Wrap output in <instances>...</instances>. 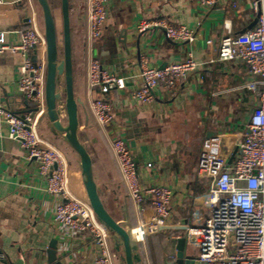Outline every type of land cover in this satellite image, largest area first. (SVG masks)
<instances>
[{"label": "crops", "instance_id": "crops-1", "mask_svg": "<svg viewBox=\"0 0 264 264\" xmlns=\"http://www.w3.org/2000/svg\"><path fill=\"white\" fill-rule=\"evenodd\" d=\"M60 1L53 3L61 45ZM253 1L218 0L205 10L198 0H110L103 34L90 40L89 0H70L74 89L83 100L78 107V136L91 157L101 199L111 215L128 228L150 221L155 215L149 201L138 205L130 198L108 131L96 121L92 102L99 92L88 82L92 60L127 79L126 87L111 92L109 99L116 123L122 128L138 165L139 181L143 187L165 185L173 190L169 230L151 235L141 244L145 264L175 262L173 240L184 237L188 226L206 219L208 212L199 197L209 189V180L197 175L204 139L219 134L224 150L234 152L237 141L247 131V121L257 99L244 86L251 80L249 69L241 61H219L218 48L228 34L225 23L235 33L248 31L255 25ZM31 12L38 16L43 33L35 0H0V37L5 44L20 42ZM156 18H163L173 26H188L196 32L194 43L170 41L163 28L144 34L137 32L139 20ZM190 51L198 70L179 85L175 95L159 87L153 103L135 100L141 56H147L152 65L162 68L184 60ZM23 62L20 53L0 54V110L23 113L31 107L19 90V69ZM50 125L45 115L39 123L40 136L64 155L69 164L70 190L77 198L85 199L79 157ZM58 203L57 198L48 194L47 183L35 161H29L20 143L10 139L8 126L0 114V264H52L48 251L54 240L56 256L63 264H92L95 252L92 239L55 222ZM197 253V248L186 245L187 256L194 258Z\"/></svg>", "mask_w": 264, "mask_h": 264}, {"label": "built area", "instance_id": "built-area-1", "mask_svg": "<svg viewBox=\"0 0 264 264\" xmlns=\"http://www.w3.org/2000/svg\"><path fill=\"white\" fill-rule=\"evenodd\" d=\"M110 0H89L88 34L90 40L101 38ZM218 0H198L202 9H211ZM256 23L248 31L235 33L225 23L228 34L219 44L218 60L241 61L249 69L251 80L244 86L256 102L247 121V131L236 144V151L224 150L219 134L204 139L197 175L209 180V189L201 195L206 219L186 228L187 244L198 249L196 264H264V0H254ZM27 28L18 44L7 45L0 37V54L20 53L19 90L31 107L23 113L0 110L9 129L10 139L18 141L26 157L35 161L47 183L48 194L58 199L55 222L65 229L92 239L95 252L92 264H114L109 237L95 218L90 205L73 195L68 183L69 164L59 149L40 136L39 123L46 115V38L31 12ZM163 28L165 37L181 44H193L196 32L186 25L173 26L163 18L141 19L137 32L144 34ZM192 51L182 61L155 67L147 56L139 60V84L133 96L138 103L151 104L159 87L173 96L179 85L198 70ZM88 82L99 94L92 102L97 123L109 134L110 145L120 165L122 181L130 198L142 205L150 202L155 215L134 228L143 244L147 237L170 228L173 214V190L165 185L143 187L138 179V165L127 144L122 128L116 123L110 93L126 87V78L105 69L97 60L89 65ZM151 166V164L149 165ZM169 264H176L175 262Z\"/></svg>", "mask_w": 264, "mask_h": 264}, {"label": "water", "instance_id": "water-1", "mask_svg": "<svg viewBox=\"0 0 264 264\" xmlns=\"http://www.w3.org/2000/svg\"><path fill=\"white\" fill-rule=\"evenodd\" d=\"M23 0H19L22 2ZM43 22V35L46 38V117L57 135L78 155L81 164L82 182L86 192L85 199L93 210L95 218L105 228L111 245L114 264H145L142 245L134 232L115 219L101 199L97 182L93 176L91 157L79 140V106L83 100L74 89V49L71 34L70 0H61L63 41L60 45L57 31V16L52 0H35ZM56 240L48 251L50 263L63 264L56 256ZM176 243V264H196L185 254L186 237L174 239Z\"/></svg>", "mask_w": 264, "mask_h": 264}, {"label": "rangeland", "instance_id": "rangeland-1", "mask_svg": "<svg viewBox=\"0 0 264 264\" xmlns=\"http://www.w3.org/2000/svg\"><path fill=\"white\" fill-rule=\"evenodd\" d=\"M54 0H52V2H53ZM54 4V3H53ZM169 245V244H168ZM169 247L167 246V249H168ZM166 251H168V250H166ZM170 253H173V250H171V252ZM168 261H162V262H159V263H161V264H165V263H167Z\"/></svg>", "mask_w": 264, "mask_h": 264}]
</instances>
